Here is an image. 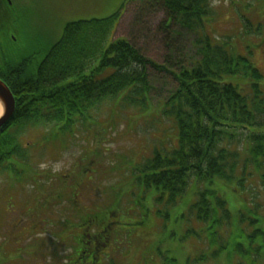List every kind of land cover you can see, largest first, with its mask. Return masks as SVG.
<instances>
[{"label": "rangeland", "instance_id": "1", "mask_svg": "<svg viewBox=\"0 0 264 264\" xmlns=\"http://www.w3.org/2000/svg\"><path fill=\"white\" fill-rule=\"evenodd\" d=\"M15 3L14 11L7 13L5 7L0 15V49L15 61L31 58L30 72L37 71L67 23L117 14L113 39L129 41L168 71L147 68L155 88L146 109L125 107L126 89L84 116H74L73 124L41 123L25 133L28 163L19 164V175H0V264H77L83 233L97 239L103 231L108 239L97 246L96 264L103 256V264H264V170L245 161L247 131L230 146L240 152L232 181L217 178L210 184L191 178L175 205L167 193L140 181L148 160L178 148L175 122L163 115L165 100L177 86L173 74L200 61L203 38L228 44L263 76L257 82L227 76L226 82L244 94L257 84L264 95V0H211L212 14L194 34L170 21L162 5L144 0H131L125 9L126 0ZM205 191L215 194L208 196L209 221L193 209ZM217 198L225 201L224 208L217 206ZM98 224L102 231H95ZM236 243L260 250L261 256L244 260Z\"/></svg>", "mask_w": 264, "mask_h": 264}, {"label": "trees", "instance_id": "2", "mask_svg": "<svg viewBox=\"0 0 264 264\" xmlns=\"http://www.w3.org/2000/svg\"><path fill=\"white\" fill-rule=\"evenodd\" d=\"M144 1L162 5L170 21L193 34L204 29L205 19L212 14L211 0ZM117 15L68 23L36 72L27 69L31 58L15 61L0 49V79L16 100L14 116L0 134V175L6 176L8 171L21 173L19 164L26 165L29 159L22 138L41 123L73 124L74 116H84L89 109L126 89L125 107L143 110L149 106L155 87L147 68L165 72L168 69L147 59L129 41L113 39L119 22ZM1 45L6 47L3 42ZM197 55L198 63L173 74L177 86L165 100L163 115L175 122L178 148L169 155L158 153L141 169V183L167 193L172 205L186 194L191 178L210 184L217 178L235 179L240 152L230 146L238 143L241 131L248 132L246 140L250 144L246 163L252 162L264 170V132L261 131L264 95L257 84L251 85L252 92L244 94L240 86L225 81L227 76H245L257 82L263 79L261 72L248 58L232 48L211 43L209 38L200 41ZM214 195L212 191L200 194L193 208L200 219L210 220L213 209L208 196ZM224 205L225 201L217 198V206L224 208ZM223 210L225 215L229 214ZM102 230L98 224L95 231ZM103 232L95 247L85 237L82 248L76 251L79 264L92 258L94 248L98 250V244L108 239L106 231ZM93 235L89 234L91 238ZM247 237L251 239L248 234ZM235 250L251 262L261 256L260 250L252 246L244 249L236 243ZM168 261L175 263L174 259Z\"/></svg>", "mask_w": 264, "mask_h": 264}, {"label": "water", "instance_id": "3", "mask_svg": "<svg viewBox=\"0 0 264 264\" xmlns=\"http://www.w3.org/2000/svg\"><path fill=\"white\" fill-rule=\"evenodd\" d=\"M0 105L3 107L4 113L0 118V132L12 119L15 113V98L9 87L0 80Z\"/></svg>", "mask_w": 264, "mask_h": 264}, {"label": "flooded vegetation", "instance_id": "4", "mask_svg": "<svg viewBox=\"0 0 264 264\" xmlns=\"http://www.w3.org/2000/svg\"><path fill=\"white\" fill-rule=\"evenodd\" d=\"M16 0H0V15H2L3 9H5V6H14V8L17 7V4L15 3ZM94 253V252H93ZM93 260L92 258H86L85 259V264H87L89 261ZM82 261V260H81ZM87 261V262H86Z\"/></svg>", "mask_w": 264, "mask_h": 264}, {"label": "bare ground", "instance_id": "5", "mask_svg": "<svg viewBox=\"0 0 264 264\" xmlns=\"http://www.w3.org/2000/svg\"><path fill=\"white\" fill-rule=\"evenodd\" d=\"M211 10H212V6H211ZM211 41V40H210ZM212 43V42H211ZM215 45H220V44H215ZM228 44H224V45H220V46H223V47H228V50L230 49V47L229 46H227ZM259 89H260V87H259ZM261 91V90H260ZM262 93H263V91H261ZM3 113H4V110H3V107L0 105V118L2 117V115H3Z\"/></svg>", "mask_w": 264, "mask_h": 264}]
</instances>
